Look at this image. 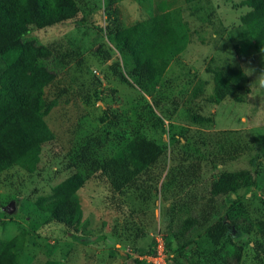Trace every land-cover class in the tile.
Masks as SVG:
<instances>
[{"label":"rangeland","instance_id":"374dc122","mask_svg":"<svg viewBox=\"0 0 264 264\" xmlns=\"http://www.w3.org/2000/svg\"><path fill=\"white\" fill-rule=\"evenodd\" d=\"M76 1L75 18L44 29H10L0 18V88L14 73L4 53L29 42L39 54L44 96L56 101L44 116L56 142L43 147L39 169L14 167L0 176V241H21V264H129L127 254L161 264L149 255L157 248L158 256L160 240L165 247L188 213L213 205L239 220L231 236L243 247L240 264H264V141L223 164L211 154L220 131L264 137V88H249L264 69V52L236 47L250 8L244 0ZM166 11L185 41L149 94L128 74L111 31ZM137 134L164 146L166 158L115 192L95 161L112 157ZM242 169L254 173L253 185L212 197L220 173ZM76 173L85 179L77 192L83 213L72 230L37 202ZM196 242L211 246L205 234Z\"/></svg>","mask_w":264,"mask_h":264},{"label":"trees","instance_id":"16d2710c","mask_svg":"<svg viewBox=\"0 0 264 264\" xmlns=\"http://www.w3.org/2000/svg\"><path fill=\"white\" fill-rule=\"evenodd\" d=\"M243 5L250 11L241 17L244 29L239 33L241 44L236 47L249 53L261 52L264 49V0H244ZM79 11L76 0H0V18L10 29H44L75 18ZM111 39L122 51L128 74L149 94L152 87L159 85L171 55L180 53L185 41L169 11L126 28H115L111 31ZM4 57L14 73L11 80L0 88V176L14 167L35 172L39 169L43 147L56 142L55 134L44 119L56 101L50 102L44 96V86L35 67L39 54L33 44L24 42L5 52ZM105 58L110 59L111 53L107 52ZM114 65L118 76L125 78L120 63L116 61ZM218 134L211 154L222 164L236 160L264 141L261 135L239 130ZM166 155L164 146L137 134L112 157L95 162L109 177L113 191L121 192L143 178ZM254 183L255 175L248 169L224 171L212 183L210 193L218 198ZM84 184L82 175L73 174L56 185L50 197L39 199L38 209L49 213L55 222L76 230L83 213L77 192ZM221 211V207L212 205L197 213H188L167 239L168 264H240L243 247L231 236L232 226L238 227L239 220L229 211ZM202 234L206 235L210 247L197 244L196 240ZM172 243L176 245V254L170 250ZM194 245L196 247L192 249ZM20 248L18 238L0 241V264H21ZM189 248L190 256L186 255ZM157 253L155 248L149 255L156 256ZM127 258H131L129 264H153L132 258L130 254ZM46 264L57 263L48 261Z\"/></svg>","mask_w":264,"mask_h":264},{"label":"clouds","instance_id":"9594fccd","mask_svg":"<svg viewBox=\"0 0 264 264\" xmlns=\"http://www.w3.org/2000/svg\"><path fill=\"white\" fill-rule=\"evenodd\" d=\"M261 52H264V49H261ZM255 71L256 70L254 69V72ZM244 74L249 75L245 73V70H244ZM253 83H256L260 88H264V69L259 70L258 74L256 75L255 80L249 85V88L252 86Z\"/></svg>","mask_w":264,"mask_h":264},{"label":"built area","instance_id":"2783aa9c","mask_svg":"<svg viewBox=\"0 0 264 264\" xmlns=\"http://www.w3.org/2000/svg\"><path fill=\"white\" fill-rule=\"evenodd\" d=\"M160 244L161 247L158 256H153V257L162 259L161 264H168V254L165 252L164 240H160Z\"/></svg>","mask_w":264,"mask_h":264}]
</instances>
